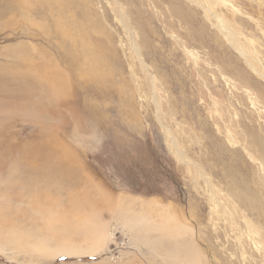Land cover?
<instances>
[{
    "label": "rangeland",
    "instance_id": "374dc122",
    "mask_svg": "<svg viewBox=\"0 0 264 264\" xmlns=\"http://www.w3.org/2000/svg\"><path fill=\"white\" fill-rule=\"evenodd\" d=\"M17 88L48 113L0 102V264H186L183 236L201 264H264V0H0V98ZM47 133L92 181L66 197L44 170L29 202L32 169L4 168Z\"/></svg>",
    "mask_w": 264,
    "mask_h": 264
},
{
    "label": "bare ground",
    "instance_id": "6f19581e",
    "mask_svg": "<svg viewBox=\"0 0 264 264\" xmlns=\"http://www.w3.org/2000/svg\"><path fill=\"white\" fill-rule=\"evenodd\" d=\"M84 40V39H83ZM76 43V42H75ZM82 50V49H81ZM30 53V52H29ZM84 53V52H83ZM103 56V54H102ZM107 57H104V60ZM89 59V58H88ZM95 59V58H94ZM108 59V58H107ZM91 60V59H90ZM93 60V58H92ZM27 61H31L29 59H27ZM26 61V62H27ZM35 61V60H34ZM32 62V61H31ZM92 62V61H91ZM104 63H107L106 61H104ZM23 64V63H22ZM32 64V63H30ZM91 64V63H90ZM33 66L37 67L36 68V72H38L37 69H42V74L40 73V75H43V73H45V79L48 82V84L46 85V87H42V89H46L47 90V97L46 100L49 101L53 106L57 107L58 109L54 111V115H52L53 118H57L58 120H62L60 121L59 125L61 126V123H63L62 125H64V118L62 117V109L68 110V107H66V103H65V99L67 98L68 95H65V92L62 93V87L60 85V80L58 77H53L52 74L57 73L58 74V69L53 70L55 68H57L56 66H53L54 64L50 63V64H39L37 61L36 63L33 62L32 64ZM94 65V64H93ZM27 66V65H26ZM53 66V68H52ZM30 67V66H29ZM91 67V66H90ZM109 66L107 65L106 68H108ZM27 69H31V68H27ZM51 69L52 73H49L48 70ZM108 70V69H107ZM100 71V70H98ZM96 71V72H98ZM110 71V70H108ZM31 72V70H30ZM34 72V70H33ZM94 73L95 76L98 75V73ZM49 73V74H48ZM30 77V75H28ZM36 77V76H35ZM38 78V77H37ZM34 79V78H31ZM41 79V78H40ZM61 79V78H60ZM35 80V79H34ZM43 80V79H41ZM62 81V80H61ZM30 82V81H29ZM42 83V82H41ZM46 84V82H45ZM101 86L102 82L99 83ZM11 85V84H10ZM58 85H60V88H58ZM30 87V86H29ZM66 87V86H65ZM15 88V87H14ZM22 89V87H20ZM14 90V91H10V92H6L4 96H2V98H0V102L5 100H13V101H19L21 100V102H24L26 104H30V107H23L20 110V115H24V119H26L27 117H38L41 116L42 119H44L48 113L47 111V106H45V103L43 104L42 102L44 101V99L38 98L35 95L34 90H30L28 91L27 88H25L26 92H22L21 93V89ZM103 88V85H102ZM24 89V88H23ZM22 89V90H23ZM32 89V88H31ZM83 89V88H82ZM104 89V88H103ZM65 90V88L63 87V91ZM90 91V90H89ZM98 91V90H97ZM70 91H68L67 93H69ZM44 94V93H43ZM36 97V99L34 100V97ZM156 95V93H155ZM44 97V96H43ZM3 99V100H2ZM23 100V101H22ZM125 101V100H124ZM160 101V100H159ZM4 102V101H3ZM48 102V103H49ZM160 103V102H159ZM21 105V103H19ZM17 105V104H16ZM24 105V104H23ZM7 106V105H6ZM22 106V105H21ZM4 107V106H3ZM76 112V111H75ZM72 118V116H71ZM76 118V117H75ZM78 118V117H77ZM81 119H83L80 116ZM53 120V119H52ZM66 121V120H65ZM77 122V121H76ZM79 122V121H78ZM68 123V122H67ZM71 123V122H70ZM86 123V122H85ZM81 124H83V122H81ZM1 126V125H0ZM8 126V125H6ZM3 127V126H2ZM64 127V126H63ZM61 129V128H60ZM64 129V128H63ZM61 129V130H63ZM66 139V138H64ZM219 147V146H218ZM223 148V147H222ZM222 150V149H221ZM220 150V151H221ZM223 152V151H222ZM226 152V151H225ZM77 154V153H76ZM71 149H69V147H67L56 134L53 133H47V134H40V139L35 140L34 142H31L29 144H25L24 146H22L19 150H18V158H16L15 162L13 164H11L10 166L4 168V172L6 174H9L10 176L14 177L13 175L15 174V172H17L16 170L19 169V164L21 165L22 169L29 167L32 170L34 169L35 171H37V173L35 174L34 171L30 170V169H26V171L22 174H19L20 176H16L18 179L17 182L19 183V179L21 180H26L27 184H23V183H19L23 185V189H25V186L28 189V200L29 202H34L35 200H37V193H38V189L39 187H37V185L39 183H45L48 180V174L51 178H55L59 183L62 184H67V185H63V192L60 193V195L62 194H66V197L69 196L71 198L77 196L79 193L76 191V187L77 184H81L84 183L82 180V177H84V179L86 180V184L88 185V183L90 181H92V179L89 177V175L87 173H85L84 176H82L81 170H84L82 168V166L80 165L81 163H79L78 160V156L76 155ZM234 156V155H233ZM236 157V156H235ZM238 160V159H236ZM237 162V161H236ZM20 167V168H21ZM235 168V167H234ZM44 170H46V174H44ZM83 172V171H82ZM233 172V171H232ZM231 172V173H232ZM236 177L238 175L234 174ZM232 175V176H234ZM234 176V177H235ZM9 177V176H8ZM231 178V177H230ZM238 178V177H237ZM241 178V177H239ZM232 179V178H231ZM94 180V179H93ZM6 181H8L6 179ZM236 181V180H235ZM5 182V181H4ZM9 182V181H8ZM244 183V182H243ZM11 184V183H10ZM2 185V184H1ZM8 185V184H6ZM70 186V189H68V193L66 192V190L64 189L65 186ZM18 186V185H17ZM44 186V184H43ZM52 186V185H51ZM55 186V185H54ZM5 188V187H4ZM8 188V187H7ZM49 189V187H48ZM8 190V189H7ZM10 191V189H9ZM41 191V190H40ZM3 192V191H2ZM73 192V193H72ZM43 193V192H42ZM53 193V192H52ZM44 194V193H43ZM54 194V193H53ZM58 194V193H57ZM39 195V193H38ZM48 195V194H47ZM51 194H49L50 196ZM59 195V194H58ZM75 195V196H74ZM83 196H86L83 195ZM26 197V196H25ZM22 195H18L17 199H21ZM48 198V197H45ZM78 199V198H77ZM76 200V199H74ZM113 200V199H112ZM111 200V201H112ZM249 200V199H247ZM39 201V200H38ZM67 201V200H66ZM124 201V200H123ZM71 202V201H70ZM253 202V201H252ZM124 203V202H123ZM107 204V203H106ZM86 207V206H85ZM75 208V207H73ZM79 208V207H77ZM81 209V208H80ZM79 209V210H80ZM84 209V208H83ZM134 217V216H132ZM176 219V218H175ZM170 223H172V228H169L170 230L177 228V232L178 229H184L180 226V224H178V221L175 223L173 218L168 220ZM176 221V220H175ZM180 221V220H179ZM249 222V221H248ZM187 224V223H186ZM250 224V223H248ZM177 225V227H176ZM149 227V225H148ZM168 227V226H167ZM144 228V227H143ZM158 229V228H157ZM156 229V230H157ZM180 229V231H181ZM165 229L164 228H160V233H162ZM176 230V229H175ZM175 230H172L173 232ZM186 230V229H185ZM188 230V229H187ZM186 230V231H187ZM171 232V231H169ZM189 232V231H188ZM187 232V233H188ZM180 232H178L179 235ZM252 233V232H251ZM257 233V232H256ZM163 235V234H162ZM170 236V235H169ZM192 236V235H191ZM161 237V236H160ZM180 237H182V235H180ZM163 239V238H162ZM160 239V240H162ZM180 239V238H179ZM163 241V240H162ZM181 241L183 242L182 245L181 243L179 245H181L182 248L181 249V256L182 254H185L186 259H188V262L186 264H201L200 262V253L199 250L197 248L193 247V242H188L184 236L182 237ZM190 241V240H189ZM264 241V240H263ZM179 243V241H178ZM192 243V244H191ZM259 248V247H258ZM261 251V250H260ZM68 253V252H67ZM71 254V253H68ZM264 254V253H263ZM67 255V254H66ZM184 257V256H183ZM211 263V262H210ZM178 264V263H177ZM180 264V263H179Z\"/></svg>",
    "mask_w": 264,
    "mask_h": 264
}]
</instances>
